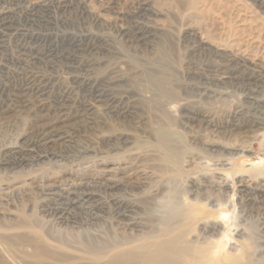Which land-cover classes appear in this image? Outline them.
I'll return each instance as SVG.
<instances>
[{
  "label": "rangeland",
  "instance_id": "obj_1",
  "mask_svg": "<svg viewBox=\"0 0 264 264\" xmlns=\"http://www.w3.org/2000/svg\"><path fill=\"white\" fill-rule=\"evenodd\" d=\"M9 1L11 2V0H3V2H1L0 13L6 12L7 9L11 8V6L7 4L9 3ZM12 1L15 2V4H17V8H16L17 13L10 20L8 26L9 28L8 27H7L8 29L5 28L6 30L2 31L3 35L0 36L1 37L0 61L2 63L3 58H4L3 60L9 59L10 56L13 55L16 58V60L20 61V62L16 61V68L17 67L21 68L25 72L31 71V73L35 75V77H50L52 78V80L54 79L49 84H46L47 92L50 90V93L51 94L53 93L51 98H53L54 95H56L59 91L63 90L65 87L70 89L69 97L71 98H69V100L72 101L70 104L71 106L68 105L69 106L68 108L71 111L70 112L71 118L67 120L66 122L67 124L66 123H64V125L61 124L62 127L61 125H59V127L61 128L64 127L63 129L60 128L59 131L71 130L72 132L70 131V133H72V135L69 137L70 139L68 138L63 142L60 141L58 144L54 145V147L51 148L54 151L61 152V155L63 154L62 156L66 159V163L69 162L68 168L70 170H80V168L85 169L87 168V166H89V163L92 160L100 158L103 154L102 157H106L107 159L110 160L115 159L117 160L116 162L120 160H127L128 162L130 161L129 163H131V161L132 162L134 161L132 164H134L135 167H140V165H142L144 167V172H143L144 176L150 177L149 169H148L150 162H147L148 161L147 155H150L152 151L153 152L161 151L160 148H158L159 146L156 144L161 137L159 134L165 133L166 135L165 140H168L167 141L168 144H170L173 141V143H171L170 145L176 147V149L178 146V148L180 149V150L177 149L178 153L180 154L179 158H181L182 160V157L183 158L186 157L187 159L184 158L183 161L189 162L188 165H190V169L194 173H196L197 176L198 175L200 176V174L203 173V176L202 175H201L202 177L200 176L202 182L200 178L196 177V175H195L196 179L193 180L194 187L195 185H198V188L200 189V192L196 193V197L201 200H205L204 202H208V203L210 202V205H213V208L211 209L212 213L216 215L226 214L228 218V223L225 224L224 227H221L223 231H229L234 229L237 230L238 235H240L241 239L238 238L237 236H233L232 242H230L223 250H226L231 254L237 253L239 251V245L235 243V241L236 240L243 241L246 238H252L254 243L253 248L257 249V250L253 249L254 250L253 259L256 261V263L264 264V252H263L264 251V211H263L264 203H261L256 200L253 201L243 193L245 187L247 188L252 187L251 189L255 188L257 190L264 191V128L261 127L250 130L246 129V130H242V132L232 131L227 133L228 130L226 129L224 130V128L222 127H219L218 129L207 128L208 129L207 130L205 126H201V124L198 125V122L196 123L190 121L187 122V120H180L181 121L180 122L177 119L176 121L168 114H164L165 113L164 110L166 109V106L170 101L175 100L178 97L187 98L188 96H189L188 100L189 99L195 100L194 97L198 96L200 93L199 91H202L203 89L204 90L210 89L211 91L217 90V92H221L224 94L222 97H220V99H218L219 96L217 95L216 97H212L211 99L206 100L204 106H202L204 110L206 109L207 111L210 112V114L215 115L214 119L217 118L216 121L222 119V117L224 116V112L228 110L229 105L238 99L237 95L239 96L243 93L251 94L252 96L250 97L253 99L255 98L260 99L264 97V93H263L264 91L262 88L259 87L257 88L253 86L241 87V85L236 86L231 84H227L224 86L222 85V88L224 89H222L221 86L218 87L215 83L212 82L210 73L206 72V70L209 69V71H213V69H215V67L218 65L216 63H219L221 59L219 55L214 56V54L210 52L208 49H207L208 51L205 48L202 49L201 45H199L200 38L206 40V37L210 35L212 38L214 37L217 38L219 36L218 39L221 40L220 41L217 40V41L219 42V45L220 44L222 45V41L224 42V39L226 38L225 36L227 35L230 37L232 41H237L239 43L246 41L247 43H249V45H253V44L256 45V43L257 45H259L261 43L259 46L264 47V33H259L258 32L259 30L257 29L259 28L261 23L263 24L262 29L264 30V19H263L264 12L263 10L261 11L257 8V4L255 3V0H240L241 2L239 0L237 1L236 0L235 1L234 0H112V1L82 0V2L84 1L83 4L81 0L80 1L68 0L69 1V3H67L68 7L64 11L56 8L57 7L56 2L59 0H49V1L48 0H42V1L12 0ZM28 1L31 2V4H28L29 3ZM17 2L20 3L18 4ZM50 2L52 4H49ZM89 2L91 4L93 2V5L92 6L88 5L90 4ZM232 4L233 6L231 7L232 8L231 9L228 6H231ZM83 6L87 9H85ZM223 6L224 8L226 7L227 9L225 8L224 10ZM227 10H229L228 12L230 13V15L228 14ZM46 11L47 12L49 11V13H47ZM67 12L68 14H66ZM258 18H261L262 21H260ZM79 21H81L82 23H80ZM67 24H69V26ZM115 25L117 26L116 28H114ZM112 27L114 28L115 32ZM118 29L121 31H119ZM209 31L211 32L209 33V35L205 33ZM194 32H196L195 33L196 35L194 34ZM134 35L136 39L133 38ZM198 35H200L199 38ZM213 35L215 36L213 37ZM257 35L259 36L257 37ZM259 37H261L262 39ZM18 44L19 46H17ZM21 44L26 48L30 47V49L33 48L34 50L40 49V51H43L44 54L46 51L45 56H47L48 59L45 60L47 61L43 60L44 61L43 62L41 60V63H39V61L38 62L34 61L31 56H30L31 58L27 57L29 54L21 49L22 46ZM52 51L54 53H52ZM23 52L25 54H23ZM50 53L53 55H51ZM8 54L10 55L8 56ZM47 54H49V56ZM53 56L56 57L54 58ZM18 57L19 58L21 57V59H19ZM22 59L23 60L25 59L24 62ZM73 59L75 61L78 59L79 60L77 62H74ZM217 59H219V62L217 61ZM28 60H30V62ZM60 60L61 61L63 60L65 64L62 63L63 61L61 62ZM32 61L35 64H33ZM54 62L56 64H54ZM55 66L57 67L56 70H55ZM87 67L90 69H88ZM198 68L201 70H199ZM203 68L205 69V72ZM52 69L55 70L56 72L53 71ZM71 69L74 70H72L71 72ZM67 70H69V72ZM181 86H182V90L186 92L180 90ZM214 87L218 89H215ZM225 89L229 93H227ZM260 90H262L263 92ZM181 91L183 94L185 93L186 95L180 93ZM103 92L105 94H103ZM74 96L76 97V99L74 98ZM84 96L86 97V99ZM170 97L171 99H169ZM51 98H49V100L47 99V102H45L46 100L44 98L42 104L45 103L44 106L46 107H44L45 109L43 108L42 111H34V113H37L35 116H38L39 118H42L48 114L49 117L54 116L53 111H55L54 108L56 106V100L54 98L52 100ZM88 98H90L89 101ZM102 98L103 100L104 99L105 100L103 101ZM113 98L116 100L115 105L110 104L109 102ZM234 98H236V100ZM28 99L30 98H27L26 100ZM32 100L30 101L31 103L30 102L28 104L26 103L25 106H23V105H18L17 99H14L13 102L7 104V106L10 105L8 106V108H0L1 109L0 110V152L1 150L2 151L7 149L17 150L19 148H21L22 150H30L29 144L28 143L26 144L27 139L25 137V133L27 132V127H28L26 125H28L29 120L32 119V117L30 119L29 117L26 118L28 115H30V113L26 114L27 110L29 109V105L31 107V104L36 102V100L34 99ZM85 101L88 102L89 104L92 105L94 104L92 111L89 113L88 112L85 113L84 109L82 108ZM90 101L91 102L93 101V103H91ZM72 102L76 103L73 104L74 107H72ZM102 102L103 105L101 104ZM121 102H123L122 105ZM15 103L16 106L14 105ZM49 105L50 107H48ZM20 106L22 108H19ZM105 107H107V110L105 109ZM12 108L14 109L12 110ZM93 111L95 112V114ZM2 117L5 120L2 119ZM11 118H13L12 120L15 119V121H12ZM197 125L200 126V128ZM214 131L216 133L218 131L219 132L216 134L214 133ZM118 135L122 137H119ZM206 136L207 138H205ZM23 137H25L24 140H22ZM170 139L172 141H169ZM211 140H213L214 142L220 141V143L223 144L225 143V145L227 144L229 148L231 147L233 149L235 148L234 150L243 151L241 156L234 157L233 159H231L230 160L231 164L228 165V167L224 168L226 170L225 172H227L228 174V177L226 176L227 175L226 173H224L225 174L224 176L215 175V173H217V171L215 170L220 169L219 166H215L216 165L215 162L220 160V158H218L220 152L219 153L210 152L211 153L210 154L209 152H204L205 150L201 148L203 147L204 143H206L207 141L211 142ZM192 143L195 144L193 145ZM150 146H153L152 148L156 151H154ZM182 148L186 150L185 151L186 153L184 152V150L182 151ZM189 148H191L192 150ZM85 150L89 153L92 152L94 154L89 156L88 153L85 156L83 153ZM144 151L145 152L149 151V152L145 153ZM190 154L192 156H188ZM36 155L37 153L34 152L32 156L30 155L25 157V160L27 161V163H31L33 161V157ZM94 155L96 157H94ZM98 155L100 156L98 157ZM134 155H136L137 157L136 156L134 157ZM39 156H41V154ZM79 156H81V158ZM222 156H226V154L223 153ZM130 157H132V160L128 159ZM192 157L194 158L197 157V158L193 159ZM90 158H95V159H90ZM143 158L145 161L143 160ZM203 158L205 160L206 159L208 160L205 161ZM208 161H211V164L207 163ZM143 162H145V164H147L148 166L144 165ZM203 163H205V165ZM142 166L140 169H142ZM207 169L210 170L208 171ZM1 170H0V192H1L0 194L3 195V198L7 200L6 201L5 199H2L3 207L1 211L5 216L8 215L11 218H15L16 212L26 211L28 205L30 206V208H32L35 201L31 197H26L22 199L20 196L16 195V193H18L17 192L18 190L15 191V188L17 187L16 184L18 185V183L20 184L24 180L21 176H17V177L13 176V178L11 177L12 179H9L10 181L8 180L5 181L1 176L3 172L7 173L8 171L6 170L1 171ZM18 170L19 169H16L15 171ZM146 170L148 171L146 172ZM210 173L211 176L209 175ZM217 176L219 179H217ZM64 177L67 178L66 175ZM69 179L70 178L68 176V180ZM174 180L175 179H173L172 176L166 175L161 179V183L167 186L170 182ZM216 180L219 182H215ZM174 182H178V183L175 184L172 182L171 185L167 187V190L168 189L173 190L174 188L173 193L172 190L171 192L168 190L169 194L167 193L164 199L161 198L159 200L160 206L162 204H164V207L166 208L168 206L167 208L168 212L165 213L166 209L163 206L161 207L159 206L158 210L160 209L161 212L165 210L163 213L159 211L160 212V213L158 212L159 215L163 214L162 216H164L166 214L165 216H168V213L170 215L171 212L175 211V208L182 206L179 205L182 204L183 202L182 200L188 198L187 197V195H189L188 182L185 181L183 182V180H175ZM214 184L217 185L215 186ZM219 184L220 185L225 184L227 186L225 188L219 189L218 188ZM183 185H185L186 187ZM13 186L15 188L12 189L11 191V188ZM98 188H99L98 184L96 185L90 183L88 186L86 187L84 186L80 190L83 191L84 189L88 191H93V190L96 191L98 190ZM3 189H6L8 192H5L6 190L2 191ZM185 190L187 191L185 192ZM170 194L173 195L175 194L176 195L175 198L178 200H180L179 198H181V201L178 202V200H175L174 196ZM14 196H16L17 198ZM182 197L185 199H183ZM169 200L171 203L169 202ZM170 208L173 209L171 212H170ZM34 217H37V213L34 215ZM231 225H233L234 228ZM235 225L238 227L239 230L236 229ZM221 238H222L221 236L218 237L217 241H219ZM3 254L6 257V260H11L16 262V251L13 248H9L8 251Z\"/></svg>",
  "mask_w": 264,
  "mask_h": 264
},
{
  "label": "bare ground",
  "instance_id": "obj_2",
  "mask_svg": "<svg viewBox=\"0 0 264 264\" xmlns=\"http://www.w3.org/2000/svg\"><path fill=\"white\" fill-rule=\"evenodd\" d=\"M78 1H80V0H78ZM87 1H89V0H87ZM104 1H106V0H104ZM1 2H3V0H0V6H1ZM81 2H82V0H81ZM83 2H82V4H83ZM251 2H253V1H251ZM17 3L19 4L20 2H17ZM34 3H35V1H34ZM45 3H47V2H45ZM67 3H69L68 0H59L56 2V5H57L56 8L64 11L68 7ZM255 3L257 4V8L261 11L263 10V12H264V0H255ZM7 4H9L11 6V8L8 7L9 9H7L6 12L0 13V36L3 35L2 31L9 28L8 26H9L10 20L17 13L16 12L17 4H15V2H13L11 0V2L9 1V3H7ZM28 4H31V2H29ZM41 4H42V2H41ZM49 4H52V3L50 2ZM21 5H22V3H21ZM46 5H48V4H46ZM88 5L92 6L93 2H92V4L90 3ZM224 6H223V8H224ZM232 6H233V4L231 6H228V7L231 8ZM6 7H7V5H6ZM18 8H19V6H18ZM37 8H39V7H37ZM52 8H53V6H52ZM146 8H148V7H146ZM225 8H224V10H225ZM26 9H27V6H26ZM85 9H87V8H85ZM44 10H46V9H44ZM92 11H93V9H92ZM228 11L229 10H227V12ZM230 11H232V10H230ZM227 12H226V14H227ZM47 13H49V11ZM66 14H68V12ZM228 14L230 15L229 12H228ZM70 15H71V13H70ZM82 15H83V13H82ZM94 19H96V18H94ZM258 19L260 21H262L261 18H258ZM49 21H50V19H49ZM81 21H79V22L82 23ZM99 23H101V22H99ZM61 24H62V21H61ZM67 25L69 26V24H67ZM82 25H80V26H82ZM262 25L263 24L260 23L259 28H257L258 25H257V27H255L259 30L258 31L259 33H264V30L262 29ZM71 26H73V25H71ZM116 27L117 26L115 25L114 28H116ZM114 28H113V30H114ZM101 30H102V28H101ZM119 31H121V30H119ZM114 32H115V30H114ZM195 33L196 32H194V34ZM202 33H203V31H202ZM205 33H207L209 35V33H211V32L209 31V32H205ZM27 34H28V32H27ZM207 34H206V36H207ZM25 36H26V34H25ZM199 36L200 35H198V38H199ZM214 36L215 35H213V37ZM258 36L259 35H257V37ZM189 37H191V36H189ZM208 37H206V40L200 38V42H199L200 44L199 45H201L202 49L203 48H205L206 50L208 49L210 52H212L214 54V56L219 55V57L221 59L220 62H219V59H217V61L219 63H216L218 65L215 67V69L212 68L213 71H209V69L206 70V72L210 73L211 80L213 83H215L218 87L221 86V88H222V85L224 86L227 84H231V85H236V86L241 85V87H244V86H248V87L253 86L256 88L259 87V88H262L264 91V47L259 46L261 43L259 45H257V43H256V45H254V44L249 45V43H247L246 41L245 42L240 41L241 43H239L237 41H232L230 39V37L226 35L225 36L226 40L224 39V42L222 41V45L221 44L219 45V42L217 41V40H219V41L221 40V39H218L219 36L217 38L216 37L212 38L211 35ZM133 38H135V35ZM259 38H261V37H259ZM106 39H107V37H106ZM92 40H93V38H92ZM96 40H95V43H96ZM39 41H41V40H39ZM17 46H19V44ZM22 46H21V49L29 54L27 57L31 56L34 61H37V62L39 61V63H41V60L47 61V60H45V59H48V57L45 56L46 51L44 54L43 51H40V49L34 50L33 48L30 49V47L26 48V47H24V46L22 47ZM0 47H1V45H0ZM42 47H43V45H42ZM96 48H97V46H96ZM197 49H198V47H197ZM52 53H54V52L52 51ZM18 54H20V53H18ZM23 54H25V53L23 52ZM76 54H77V52H76ZM9 55L10 54H8V56ZM47 55L49 56V54H47ZM51 55H53V54H51ZM2 57H3V54H2ZM50 58H52V57H50ZM3 59H2V61H3L2 63L0 61V108H8V106H10V105L7 106V104L13 102L14 99H17L18 105H23V106H25L26 103L28 104L32 99L36 100V102L31 104V107L29 105V109L27 110V113L25 112L26 114L30 113V115H31V116L28 115L26 118L29 117V119H30L32 117V119L29 120L28 125H26L28 127H27V132L25 133V137L27 139L26 144L27 143L29 144L30 150H22L21 148H19L17 150L16 149H14V150H12V149L8 150L7 149L4 151L1 150V152H0V170L2 169V170L8 171L7 173L3 172L1 177L5 181L6 180L10 181L9 179H12L13 176H16V177L21 176L24 180L20 184L19 183H18V185L16 184V186H17L16 188L13 186L11 188V191H12V189L15 188V191L18 190L17 191L18 193H16V195L20 196L22 199H24L26 197H31L35 202H34V205L32 208H30V206L28 205L26 211L16 212V217L11 218L8 215L5 216L1 211L2 207H3L2 199H5V198H3V195L0 194V264H260V263H256V261L253 259L254 258L253 257V253H254L253 251L256 248L255 249L253 248L254 243H253L252 238H246L243 241H237L236 240L235 243H237L239 245V251L237 253L231 254V253L227 252L226 250H223L224 248H226V246L230 242H232L233 236H237L238 238H240V235H238L237 230L233 229L234 228L233 225H231L233 227L232 228L233 230L223 231V229H221V227H224L225 224L228 223V218H227L226 214H220V215L217 214L216 215V214L212 213L211 209L213 208V205H210V202L209 203L204 202L205 200H201V199L196 197V193L200 192V189L198 188V185H195V187H194L193 180H195L196 177L200 178L201 175L203 176V173L200 174V176L199 175L197 176L196 173H194L190 169V165H188L189 162L183 161V159L186 157H184V158L182 157V160H181V158H179L180 154L178 153V150H177V149H179L178 146L176 145L177 146V149H176V147L170 145L171 143H173V141L171 139L169 141H172V142L170 144H168V142H167L168 140H165V137H166L165 133H163V134L158 133L161 137L158 140L156 145L159 146L158 148H160L161 151H158V152L152 151V153L150 155H147L148 161L147 160L146 161L150 162L149 166L147 164H145V162H143L144 165L148 166L150 177L144 176V173H143L144 167L142 165H140V167H135L134 164H132L134 161L133 162L131 161V163H129L130 161L128 162L127 160H120V161L116 162L117 160H115V159L110 160V159H107L106 157H102L103 154L98 159L90 158V159H95V160H92L89 163V166H87V168H85V169L80 168V170H70L68 168L69 162L67 160L68 163H66V159L62 156L63 154L61 155V152H57V151H54L51 149L52 147H54V145L58 144L60 141L63 142L65 140H67L72 135V133H70L71 130L70 131H62V130L59 131L60 128L62 127L61 124L64 125V123H66L67 120L71 118V113H70L71 111L68 108L69 107L68 105H70L71 101H72V100L71 101L69 100V98H71V97H69V94H70L69 90L70 89L65 87L63 90H61L59 92L57 91L58 92L57 94L55 93L56 95H54L53 98L56 100V106L54 105L55 111H53L54 112L53 117H49L48 116L49 114H48V115H45L44 117H42V115H41L42 118H39L38 116H35L37 113H34V111H42L43 108L46 107V106H44L45 103L42 104L44 98L46 100L45 102H47V99L49 100V98H51L52 94H53V93L52 94L50 93L49 89H48L49 91L47 92L46 84H49L54 79L52 80V78H50V77H35V75H33L31 73V71L25 72L21 68H18V67L16 68V61H19V60H16V58L13 55H11L9 59H5V60H3ZM19 59H21V57ZM24 60H23V62H24ZM78 60H76V61L74 60V62H77ZM28 61L30 62V60H28ZM62 63H64V61ZM33 64H35V63L33 62ZM46 64H47V62H46ZM54 64H56V63L54 62ZM42 66H43V64H42ZM49 66H51V65H49ZM61 66H63V65H61ZM56 68L57 67L55 66V70H56ZM67 68H70V67H67ZM88 69H90V68H88ZM26 70H28V69H26ZM55 70H53V71H55ZM72 70H74V69H71V72H72ZM199 70H201V69H199ZM203 70L205 72L204 68H203ZM67 71L69 72V70H67ZM51 73H52V71H51ZM186 73H188V72H186ZM86 75H87V73H86ZM186 76H187V74H186ZM66 77H68V76H66ZM201 77H203V76H201ZM71 80H74V79H71ZM207 80H208V78H207ZM209 82H211V81H209ZM75 85H76V83H75ZM75 85H73V86H75ZM184 86H186V85H184ZM48 87H50V86H48ZM87 87H89V86H87ZM186 87H188V86H186ZM106 88H108V87H106ZM189 88H188V90H189ZM203 88H205V87H203ZM215 89H218V88H215ZM222 89H224V88H222ZM232 89H233V87H232ZM76 90H77V88H76ZM180 90H182V86H181ZM209 90L210 89H208V90L203 89L202 91H199L200 92L199 95L197 92L198 96H195V97L193 96L195 98V100H191V99L188 100V97H189L188 96L189 93H188L187 98H184V97L179 98L178 97L177 99L170 101L168 104L165 102L167 104V106H166V109L164 108L165 109L164 114H168L169 116H171L175 120L177 119L179 121L180 120H187V122L188 121L195 122V123L198 122V125L201 124V126H205L206 129L207 128L218 129L219 127H222V128H224V130L225 129L228 130L227 133L232 132V131L242 132V130H246V129L250 130V129H256V128H261V127L264 128V113H262V112H264V97L260 98V99H256V98L253 99L250 97V96H252L251 94H246V93L244 94L243 93L239 96L237 95L238 99L236 100L237 97L234 98L236 100L235 102L231 103L230 105L227 103L229 105V108L226 112H224V116L222 117V119H220L219 121H216L217 118L214 119L215 115L210 114V112L207 111L206 109L204 110L202 108V106H204L206 100H209L212 97H216L217 95L219 96L218 99H220V97H222L224 94L221 92H217V90L216 91H214V90L209 91ZM172 91H174V90H172ZM182 91L186 92L184 90H182ZM182 91L180 93H182ZM242 91H244V90H242ZM260 91H262V90H260ZM16 92H17V95H16ZM222 92H224V91H222ZM99 93H101V92H99ZM175 93H176V91H175ZM227 93H229V92L227 91ZM103 94H105V93L103 92ZM238 94H239V92H238ZM260 94H261V92H260ZM87 96H88V94H87ZM171 97L169 99H171ZM226 97H227V95H226ZM27 98H30L31 100L30 99L26 100ZM53 98H51V99L53 100ZM74 98L76 99L75 96H74ZM104 98H105V95H104ZM85 99H86V97H85ZM89 99L90 98H88V101H89ZM102 100H103V98H102ZM93 101L92 102L90 101V102L93 103ZM75 102H77V101H75ZM75 102H72V107H74L73 104H76ZM109 102H110V104L115 105L116 100L113 98ZM122 103L123 102H121V105H122ZM101 104L103 105V102ZM14 105L16 106V103ZM93 105L89 104L88 102L85 101L82 108L84 109L85 113L86 112L89 113L92 111ZM104 105H105V103H104ZM110 106H112V105H110ZM48 107H50V105ZM107 107H105L106 110H107ZM19 108H22V107L20 106ZM13 109L14 108H12V110ZM122 112H125V111H122ZM38 114H39V112H38ZM40 114H41V112H40ZM94 114H95V112H94ZM32 115L34 116V118ZM3 116H6V115H3ZM15 116H16V114H15ZM7 118H8V116H7ZM2 119H4V118L2 117ZM12 119L13 118H11V120ZM7 121H6V123H7ZM12 121H15V119ZM59 125H61V127H59ZM198 127L200 128V126H198ZM63 128H61V129H63ZM214 133H216V132L214 131ZM104 136H106V135H104ZM25 137H23L22 140H24ZM119 137H122V136H119ZM153 138H155V137H153ZM158 138H159V136H158ZM205 138H207V136ZM212 141L213 140H211V142L207 141L206 143L203 144V147H201V148H203V150H205L204 152H209V153L210 152L211 153H215V152L219 153L220 152L219 153L220 155H218L219 156L218 158H220V160L215 162V164H216L215 166H219L220 169L215 170V171H217V173H215V175L224 176L225 175L224 173L227 174V172H225L226 170L224 168L228 167V165L231 164L230 160L233 159L234 157L241 156L243 151H241V150L237 151V150H234L235 148L233 149L231 147L229 148L227 146V144L225 145V143L224 144L220 143V141L219 142H214V141L212 142ZM188 143H189V141H188ZM192 144L194 145L195 143H192ZM173 145H175V144H173ZM201 145H202V143H201ZM201 145H199V146H201ZM190 146H192V145H190ZM150 147L152 148L153 146H150ZM151 148H150V150H151ZM183 148H182V151L185 149V148L184 149ZM189 149H191V148H189ZM79 150H81V149H79ZM154 151H156V150H154ZM185 151L186 150H184V152ZM34 152H36L37 155L33 157V161L31 163H27V161L25 160V157L30 156V155L32 156ZM79 153H80V151H79ZM83 153L86 156V154H88L89 152H87L85 150ZM223 153H225L226 156H222ZM40 154H41V156H39ZM93 154L94 153L90 152L89 156H91ZM99 156L100 155H98V157ZM135 156L136 155H134V157ZM188 156H192V155L190 154ZM194 156H195V154H194ZM79 157L81 158V156H79ZM94 157H96V156L94 155ZM139 157H141V156H139ZM192 158L196 159L197 157L196 158L192 157ZM128 159L132 160V157H130ZM31 160H32V158H31ZM133 160H134V158H133ZM135 160H136V158H135ZM143 160H144V158H143ZM206 160H208V159H206ZM71 161H72V158H71ZM207 163L211 164V161H208ZM71 164H73V163H71ZM203 164L205 165V163H203ZM86 165H87V162H86ZM136 165H138V164H136ZM141 166H142V169H140ZM205 167H204V169H205ZM16 169H19V170L15 171ZM147 171L148 170H146V172ZM65 175L67 176V178L64 177ZM166 175L172 176L173 179H175V180H183V182L184 181L188 182L189 187L188 186L187 187L189 189L188 188L187 189H188L189 195H187V197H188L187 199L182 197L183 199H185V200H182L183 201L182 204L177 203V204L182 205V206L177 205L179 207H177V208L172 207V208H175V211L171 212L173 209L170 208V212H171L170 215L168 213V216H165L166 214L164 216H162L163 214L159 215V213L161 212L160 209L158 210V208L160 206L159 200L161 198H163V199L165 198V195L168 193V190L171 192L172 189L167 190V187L169 185H171L172 182L175 184L178 183V182H174L175 180L170 182L167 186L165 184L161 183V179ZM195 175H196V177H195ZM206 175H207V173H206ZM209 175L211 176V173ZM68 176L70 178L69 180H68ZM204 176H205V174H204ZM218 176H217V179H219ZM226 176L228 177V174ZM166 179H168V178H166ZM169 179H171V178H169ZM200 180L202 182L201 178H200ZM215 182H219V181L216 180ZM90 183L96 184V185L98 184L99 185L98 190H96V191H94V190L88 191V190H84V189H83V191L80 190L84 186L85 187L88 186ZM188 184H186V185H188ZM191 184H193V185H191ZM183 186H185V185H183ZM226 186L227 185H225V184H221V185L219 184L218 188L221 189V188H225ZM171 187H169V188H171ZM251 188L245 187L243 193L253 201L256 200V201H259L261 203H264V191L257 190L255 188L251 189ZM4 190H6V189H3L2 191H4ZM173 190H174V188H173ZM173 190H172V193H173ZM186 191L187 190H185V192ZM5 192H8V191L6 190ZM12 193H10V194H12ZM170 195H173V194H170ZM4 196H5V194H4ZM173 196H174L175 200H178L175 198L176 197L175 194ZM189 196H190V198H189ZM14 197H16V196H14ZM177 197H179V196H177ZM241 197H239V198H241ZM19 199H17V200H19ZM179 199L180 200H178V202L181 201V198H179ZM5 200H3V201H5ZM206 200H207V198H206ZM169 202H170V200H169ZM175 202H177V201H175ZM175 204H174V206H175ZM161 206L164 207V204H162ZM164 208L166 209V211L163 209L165 211V213L168 212L167 211L168 206H167V208L166 207H164ZM164 211H162L161 213H163ZM263 211H264V209H263ZM36 213H37V217H34V215ZM235 219H236V217H235ZM233 223H234V220H233ZM235 227H236V229H238V227L236 225H235ZM220 236L222 238L219 241H217L218 237H220ZM250 237H252V236H250ZM9 248H13L16 251V262L11 261V260H6V257L3 253L7 252ZM233 249H235V248H233Z\"/></svg>",
  "mask_w": 264,
  "mask_h": 264
}]
</instances>
